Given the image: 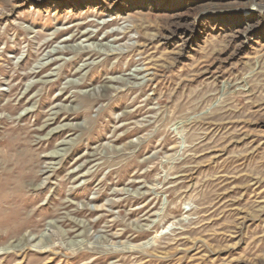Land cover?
Returning a JSON list of instances; mask_svg holds the SVG:
<instances>
[{"label": "rangeland", "instance_id": "obj_1", "mask_svg": "<svg viewBox=\"0 0 264 264\" xmlns=\"http://www.w3.org/2000/svg\"><path fill=\"white\" fill-rule=\"evenodd\" d=\"M0 248L264 264V0H0Z\"/></svg>", "mask_w": 264, "mask_h": 264}, {"label": "bare ground", "instance_id": "obj_2", "mask_svg": "<svg viewBox=\"0 0 264 264\" xmlns=\"http://www.w3.org/2000/svg\"><path fill=\"white\" fill-rule=\"evenodd\" d=\"M88 38H90V37H88ZM86 40V39H85ZM108 45V44H107ZM107 45H104V44H95V45H93V48L94 49H99L100 51H101V49H103V47H106ZM81 49H84V48H81L80 46H73V45H66V46H57V47H55V49L54 50H52V51H50L49 52V54H55L56 52H59V51H74V52H76V51H80ZM83 66V65H82ZM139 71H134L133 73H130L128 76V79H122L121 81L123 82V83H126V84H130L131 83V81H136V80H141V78H138V74L136 75V73H138ZM117 79H111V81L112 82H114V81H116ZM69 81V80H68ZM71 84L73 83V84H77V82L76 81H73V82H70ZM54 115V114H53ZM66 143V142H65ZM65 143H61L60 144V146H65ZM64 149H65V147H64ZM61 151H63V149H58L57 151H55V152H53L51 155V157H54V158H56V157H58V156H60V155H62L63 153H61ZM51 224H53V222H50V224H49V226L51 225ZM79 225H84L83 224V222H79L78 223ZM54 233H55V230L53 231L50 227L45 231V232H43L39 237H33V240H34V242L36 241V244L34 243V244H30L29 242V244H26V246H28V247H30L31 249H33V250H43V249H46V248H43L44 246H41V245H43V243H46L47 242V240L49 239V237L51 236H53L54 235ZM59 233V232H58ZM61 233V232H60ZM56 234V233H55ZM81 234L82 233H80L79 234V236L78 237H80L81 236ZM31 240H32V238H31ZM24 241V240H23ZM23 241H22V239H21V242H19V243H17V244H15L14 245V247H13V250L14 249H17V250H19V249H23ZM82 243H83V241H79V240H70V241H68L67 242V245H68V247L70 248V250H73V249H75V248H80L81 249V247L83 246L82 245ZM148 242H146V244H147ZM14 244V243H13ZM86 245V244H85ZM84 245V246H85ZM141 246V245H140ZM146 246V245H145ZM149 246V245H148ZM65 247V246H64ZM139 247V246H138ZM147 247V246H146ZM67 248V247H66ZM124 249V248H123ZM126 249V248H125ZM139 249V248H138ZM12 250V249H11ZM10 250V248H5V249H2V248H0V254L1 253H6V252H10L11 251ZM77 250V249H76Z\"/></svg>", "mask_w": 264, "mask_h": 264}]
</instances>
